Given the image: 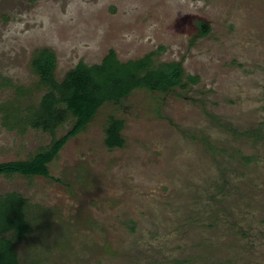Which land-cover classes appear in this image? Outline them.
Wrapping results in <instances>:
<instances>
[{"label": "rangeland", "instance_id": "374dc122", "mask_svg": "<svg viewBox=\"0 0 264 264\" xmlns=\"http://www.w3.org/2000/svg\"><path fill=\"white\" fill-rule=\"evenodd\" d=\"M197 19L211 31L193 42ZM44 47L60 80L110 48L123 61L156 51L200 80L107 102L50 163L60 182L0 175V194L30 202L21 264H264V0H0V112L39 101L31 59ZM111 115L125 120L113 150ZM52 140L0 123V162Z\"/></svg>", "mask_w": 264, "mask_h": 264}, {"label": "trees", "instance_id": "16d2710c", "mask_svg": "<svg viewBox=\"0 0 264 264\" xmlns=\"http://www.w3.org/2000/svg\"><path fill=\"white\" fill-rule=\"evenodd\" d=\"M196 27L193 42L211 31L210 24L203 19H197ZM154 54L122 62L111 50L101 63L90 65L80 61L60 80L56 76V53L49 47L36 49L31 68L38 77L36 88L43 93L36 104H30L29 112H0V123L20 133L29 127L43 130L52 134L53 140L50 146L28 159L0 162V175L42 176L60 182L51 174L50 163L71 138L92 122L107 102L120 104L137 88L168 93L177 86L199 82L196 75H188L185 82V71L179 62L156 64ZM17 89L19 94L26 91L23 86ZM70 120L71 128L57 137V130ZM124 129L123 118L115 115L108 118L104 139L108 149L125 145ZM29 203V199L18 191L0 194V264H21L17 243L32 229L28 218Z\"/></svg>", "mask_w": 264, "mask_h": 264}, {"label": "flooded vegetation", "instance_id": "af4514ba", "mask_svg": "<svg viewBox=\"0 0 264 264\" xmlns=\"http://www.w3.org/2000/svg\"><path fill=\"white\" fill-rule=\"evenodd\" d=\"M111 50H114V52L116 53V56H117V58L120 60V61H122V62H127V61H123V60H121L119 57H118V54H117V52H116V50L114 49V48H110L109 50H108V52L105 54V56L103 57V60L105 59V57H107L108 55H109V53H110V51ZM157 54V52L155 51V54L153 55V60L155 61L156 59L154 58L155 57V55ZM147 55H149V54H147ZM146 55H144L143 57H145ZM143 57H141V58H143ZM141 58H137V59H141ZM102 60V61H103ZM131 60V59H130ZM101 61V62H102ZM86 63V62H85ZM161 63V62H160ZM88 64V63H87ZM97 64V63H96ZM90 65H93V64H90ZM181 86V85H180ZM178 87V86H177ZM177 87H175V88H177ZM137 89H144V90H148L147 88H137ZM137 89H135V90H137ZM134 90V91H135ZM148 91H150V90H148ZM150 92H153V91H150ZM156 92H158V91H156ZM172 92V91H171ZM133 93V92H132ZM131 93V94H132ZM159 93H162V92H159ZM168 93H170V92H168ZM163 94H165V93H163Z\"/></svg>", "mask_w": 264, "mask_h": 264}]
</instances>
